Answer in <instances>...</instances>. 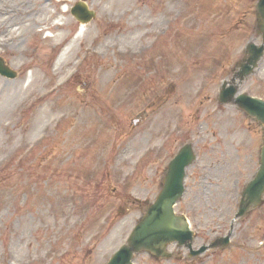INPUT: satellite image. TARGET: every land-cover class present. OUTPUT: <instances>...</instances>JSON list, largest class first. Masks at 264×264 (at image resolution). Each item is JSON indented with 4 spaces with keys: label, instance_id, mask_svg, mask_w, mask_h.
Segmentation results:
<instances>
[{
    "label": "rangeland",
    "instance_id": "1",
    "mask_svg": "<svg viewBox=\"0 0 264 264\" xmlns=\"http://www.w3.org/2000/svg\"><path fill=\"white\" fill-rule=\"evenodd\" d=\"M258 1L0 0V57L18 74L0 77V264H107L190 142L178 212L196 249L227 236L264 140L218 94L262 44ZM78 3L97 16L82 36ZM260 64L242 93L264 100ZM263 218L236 223L226 251L135 264H264Z\"/></svg>",
    "mask_w": 264,
    "mask_h": 264
},
{
    "label": "water",
    "instance_id": "2",
    "mask_svg": "<svg viewBox=\"0 0 264 264\" xmlns=\"http://www.w3.org/2000/svg\"><path fill=\"white\" fill-rule=\"evenodd\" d=\"M259 14L262 20L260 31L263 33L264 42V0H261ZM90 18L95 17L89 13ZM248 53L250 58L243 63L241 73L248 75L253 73L258 67L259 61L264 56V44L260 49L252 45ZM240 73V74H241ZM236 90H226L220 98L223 103L231 101ZM239 108L244 109L250 116L257 118L264 124V102L243 96L239 100H234ZM261 158V168L255 180L249 183L244 192L241 202V209L237 214V219L244 216L252 207H258L262 202L264 194V148ZM194 160L192 149L186 147L180 153V156L174 160L169 167L167 178L164 181L163 191L157 202L149 207L148 213L139 225L132 232L127 245L124 246L118 254L108 264H132L135 256L141 251L154 254L158 259L171 258L166 252L167 247L173 243H178L180 247L186 246L192 252L194 234L190 231L188 220L183 217H177L174 206L182 199L185 191L183 182L185 178V169L191 166ZM230 237L222 240L223 246H228ZM221 242V241H220ZM215 244L213 247H217ZM208 248L204 247L198 253H204Z\"/></svg>",
    "mask_w": 264,
    "mask_h": 264
},
{
    "label": "bare ground",
    "instance_id": "3",
    "mask_svg": "<svg viewBox=\"0 0 264 264\" xmlns=\"http://www.w3.org/2000/svg\"><path fill=\"white\" fill-rule=\"evenodd\" d=\"M81 15H82V13H81ZM86 16L83 14L82 15V18H85ZM86 23V22H85ZM85 23H83V24H85ZM82 26V30H81V33L79 34L80 36H82L85 32H86V28H83V25H81ZM79 37V36H78Z\"/></svg>",
    "mask_w": 264,
    "mask_h": 264
}]
</instances>
